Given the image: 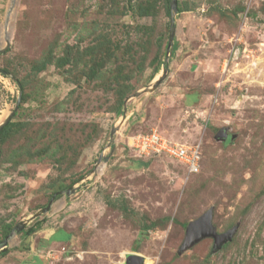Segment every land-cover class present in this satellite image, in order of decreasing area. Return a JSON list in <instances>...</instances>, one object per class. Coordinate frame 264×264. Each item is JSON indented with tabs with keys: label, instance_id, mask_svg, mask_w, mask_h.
Here are the masks:
<instances>
[{
	"label": "rangeland",
	"instance_id": "obj_1",
	"mask_svg": "<svg viewBox=\"0 0 264 264\" xmlns=\"http://www.w3.org/2000/svg\"><path fill=\"white\" fill-rule=\"evenodd\" d=\"M178 6L169 56L165 0H0V124L24 84L0 149V244L27 223L0 264H264V0ZM152 131L201 143V172L137 157ZM208 211L232 239L184 249Z\"/></svg>",
	"mask_w": 264,
	"mask_h": 264
},
{
	"label": "water",
	"instance_id": "obj_2",
	"mask_svg": "<svg viewBox=\"0 0 264 264\" xmlns=\"http://www.w3.org/2000/svg\"><path fill=\"white\" fill-rule=\"evenodd\" d=\"M14 3L12 4V6ZM170 8H171V16H170V37H169V43H168V55H172V49L174 45V39H175V31H176V22H175V15L179 14L178 13V8H177V0H170ZM9 46V41L7 42ZM168 73L167 69H164L162 76L155 81V83L152 85L150 89H146V91H152L159 87V85L163 82V80L166 78ZM0 74L2 75H7L5 71L0 69ZM20 87V84H18ZM22 102V91L20 90L19 95H18V100L16 103V107L14 111L6 118V120L0 124V132L7 126V124L11 121V119L14 117L16 114L17 110L20 107V104ZM124 110H126V107H124ZM119 129V128H118ZM118 129H113L112 135L118 131ZM217 139L226 141L228 139V129L227 128H222L220 129ZM55 199V197H53ZM52 204V201L49 203L47 207H45L40 213L37 215H41L42 213H45L49 211L50 206ZM27 223H21L18 225L9 235L11 237L13 234L18 233L19 231L25 230L24 228L26 227ZM33 228H30L27 230V233H30V231ZM237 228H233L230 231H227L226 233H217L216 228L212 224V212L208 211L205 214H203L200 218L197 220L190 222V224L187 227L186 231V239L183 248L187 249L188 247L194 245L198 241H200L202 238L205 237H211L215 241V247H218L220 244L224 242H229V240L232 239L233 235L235 234ZM7 237L4 242L0 244V255L7 249V244H8V238ZM144 263V258L138 254H129L127 256V261L125 264H143Z\"/></svg>",
	"mask_w": 264,
	"mask_h": 264
},
{
	"label": "built area",
	"instance_id": "obj_3",
	"mask_svg": "<svg viewBox=\"0 0 264 264\" xmlns=\"http://www.w3.org/2000/svg\"><path fill=\"white\" fill-rule=\"evenodd\" d=\"M129 144L137 157L165 156L185 167L191 175L201 172L203 160L201 143L189 145L177 143L161 133L152 131L149 134L136 135Z\"/></svg>",
	"mask_w": 264,
	"mask_h": 264
},
{
	"label": "trees",
	"instance_id": "obj_4",
	"mask_svg": "<svg viewBox=\"0 0 264 264\" xmlns=\"http://www.w3.org/2000/svg\"><path fill=\"white\" fill-rule=\"evenodd\" d=\"M165 2L167 3V11H168V14H170V7H169V2L170 0H165ZM153 10H154V7L151 6V5H148V6H145V5H140L139 6V15L140 16H151L153 14ZM191 9H185L184 7H181V6H178V13H182V12H188L190 11ZM176 51V45H174L173 47V52ZM69 61L67 60H63V59H58L56 62H55V65L58 66V67H63L65 66L66 64H68ZM48 64H51V61L48 59L41 62L39 65H37L35 67V71L37 70V72H41L43 71L46 66ZM165 66H167V64H165ZM5 70V69H4ZM5 72H8L7 70H5ZM9 73V72H8ZM4 77H7V75H3ZM93 77V76H91ZM18 84H21L20 85V89L22 90L23 87H24V84L22 82L18 83ZM22 101H24V96L22 95ZM120 114H123V111L120 112ZM13 126V123L9 122L7 124V126L0 132V149H1V145L2 143L5 141V139L9 136V131L11 130V127ZM35 154V153H34ZM37 156H40L36 153ZM203 160H204V157H203ZM203 160H202V167H203ZM185 168V167H184ZM186 169V168H185ZM202 170V169H201ZM13 225L9 224L5 227V231L3 233L4 237H8L10 235V233L13 231ZM62 238H65V237H58L56 239H62ZM5 254V253H3ZM2 254V255H3Z\"/></svg>",
	"mask_w": 264,
	"mask_h": 264
},
{
	"label": "flooded vegetation",
	"instance_id": "obj_5",
	"mask_svg": "<svg viewBox=\"0 0 264 264\" xmlns=\"http://www.w3.org/2000/svg\"><path fill=\"white\" fill-rule=\"evenodd\" d=\"M231 135H229L228 137H230Z\"/></svg>",
	"mask_w": 264,
	"mask_h": 264
}]
</instances>
